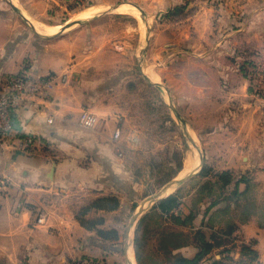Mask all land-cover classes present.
I'll list each match as a JSON object with an SVG mask.
<instances>
[{
    "label": "crops",
    "instance_id": "1",
    "mask_svg": "<svg viewBox=\"0 0 264 264\" xmlns=\"http://www.w3.org/2000/svg\"><path fill=\"white\" fill-rule=\"evenodd\" d=\"M68 1L0 0V79L19 71L65 76L47 98L18 111L15 127L34 136V147L19 152L0 144L6 181L0 186V264H138V221L159 213L152 206L171 194L180 201L174 214L191 211L192 220L163 215L148 221L158 232L149 252L161 255L162 237L175 244L173 253L191 257L198 250L196 230L211 241V233L232 226L225 238L235 244L233 259L251 242L256 257L250 264H264V0H81L88 8L115 3L108 9L134 10L113 12L128 19L117 24L97 20L108 11L76 16L63 30L66 24L44 20ZM37 23L55 30L40 32ZM142 27L148 47L139 63ZM130 44L133 59L126 60ZM132 83L158 93L165 124L179 136V168L152 191L181 180L148 205L143 198L151 190L131 174L123 151L126 144L143 145L124 137L130 112L120 88ZM82 109L96 114L94 126L79 122ZM153 143L169 145L167 139ZM223 171L230 176L225 187L200 194L201 184H219L215 174ZM40 211L45 217L37 224ZM219 250L200 264L221 258Z\"/></svg>",
    "mask_w": 264,
    "mask_h": 264
},
{
    "label": "rangeland",
    "instance_id": "2",
    "mask_svg": "<svg viewBox=\"0 0 264 264\" xmlns=\"http://www.w3.org/2000/svg\"><path fill=\"white\" fill-rule=\"evenodd\" d=\"M85 5L86 7L84 8ZM87 5H89L87 2H83L81 0H70L67 3L63 4L62 7H58L59 9L56 10L55 14H51L44 20L47 22H58L63 25L73 21L75 18H78L76 16L87 18L86 16H88L89 14L108 11L109 17L98 18L97 20L101 21V19H104V22L117 24V22L120 20L128 19L119 18L117 15L114 17L113 12H115L116 10H128V12H133L129 10H134V7L125 9L124 7H122V9H108L109 6H114L115 3L99 4L98 6H94L91 8H88L89 6ZM181 7V4H176V6H174L175 17H180L182 15ZM74 11H78V13L76 14L74 13ZM31 21H33V23H36L37 20L31 19ZM83 27L84 25L80 26L79 28ZM143 27L142 52L139 55V51H136L137 57L139 58V63H141V59L145 58V52L148 47L147 33L143 35ZM58 28H60V26L57 27V29ZM126 54L128 55V57L125 58L126 60L132 58L133 44L129 45V50ZM133 72L134 71H132L131 74H133ZM120 89L124 90V92H127L124 96V104L130 112L129 121L126 122L127 130L124 133V137L131 138L132 142H135L137 144H143L142 146L138 145L136 148L131 146L130 144L125 145L123 151L125 153L127 166L129 167L130 172L134 177L148 182V189L152 188L153 190L155 189L154 191H156L155 186L159 181V178L167 177L169 172L171 171L169 165H167V158L169 160L172 159V166H174L179 158V150L176 149L177 147H174L176 145V142L179 140L177 130L174 127L171 128L170 123H168L167 125L165 124V108L157 100L158 93H156L153 88L146 87L145 85H143V83L142 85L137 84L136 86L132 83L129 84V87L125 86L121 87ZM136 127L141 132H137L135 130ZM129 128H131V130H128ZM136 135H138L137 139ZM166 139L168 140L169 145L156 146L153 143L160 142L161 140ZM171 145H173V147ZM154 191H151V193L154 194ZM150 194L143 198V202L146 201L147 205L149 204V197L152 195ZM148 228L149 231H147V236L148 246L150 248L156 245L158 232L155 229H151L149 225Z\"/></svg>",
    "mask_w": 264,
    "mask_h": 264
},
{
    "label": "trees",
    "instance_id": "3",
    "mask_svg": "<svg viewBox=\"0 0 264 264\" xmlns=\"http://www.w3.org/2000/svg\"><path fill=\"white\" fill-rule=\"evenodd\" d=\"M21 72V71H19ZM180 165V159L176 161L173 167H169L171 171L169 172L168 176L165 178H159V181L156 183V187H159L161 184L168 181L177 171ZM206 172V169H205ZM218 177V182H210L206 181L201 187L199 188L200 194L206 192V194H211L219 190L221 191L222 188L230 181V176L228 171H223L218 174H215ZM147 185L149 184L146 182ZM218 185V187L216 186ZM148 189V186H147ZM148 190H153L149 188ZM151 191L147 192L150 193ZM180 203L177 194H171L164 198H161L157 201L156 204L152 206V208H157L159 213L155 214H144L140 219L137 225V229L135 232L134 237V249L136 254V260L138 264H200L203 257L209 253L214 247H220L219 253H221V258H214L208 264H250L256 257V251L251 247L250 243H242L240 245V256L238 259L234 260L232 256V252L234 249L235 244H229L227 241L226 236L230 235L233 227L229 226L227 229L222 230L220 234H216L215 232L210 234L211 241L205 238V235L202 231L196 230L195 237L198 240V250L197 252L191 256L186 257L179 253H173L172 248L175 244L172 243V240L162 238L159 240L158 249L161 252L160 256L154 255L153 253L149 252L148 249V236L147 231L148 228V221L154 220L158 221L159 218H164L163 215H167L172 218L174 221L180 223H189L192 220V212L190 211L188 214H185L184 217L180 218L174 214L173 209L178 206ZM162 256V257H161ZM229 260L231 262H227Z\"/></svg>",
    "mask_w": 264,
    "mask_h": 264
},
{
    "label": "built area",
    "instance_id": "4",
    "mask_svg": "<svg viewBox=\"0 0 264 264\" xmlns=\"http://www.w3.org/2000/svg\"><path fill=\"white\" fill-rule=\"evenodd\" d=\"M59 80H65V76L46 74L31 76L24 71L7 74L0 79V144H10L16 151L24 152L32 149L35 138L31 133L16 129L15 121L20 108L34 106L36 100L49 96L50 89ZM255 95L261 92L255 88ZM50 121L51 118H48ZM79 122L85 127H92L97 122V116L88 109H82L79 113ZM120 131L116 129L114 136L117 138ZM5 178H0V186H5ZM44 212L40 211L35 216V223H43ZM73 264H102L92 259H80Z\"/></svg>",
    "mask_w": 264,
    "mask_h": 264
},
{
    "label": "water",
    "instance_id": "5",
    "mask_svg": "<svg viewBox=\"0 0 264 264\" xmlns=\"http://www.w3.org/2000/svg\"><path fill=\"white\" fill-rule=\"evenodd\" d=\"M10 4H11L14 8H16V6H15V4H14L13 2H10ZM114 7H115V6H111V8H114ZM71 24H72V23H69V24L64 25V26L61 28V30H63L64 28L70 26ZM30 25H31L32 27H34L32 21H30ZM175 115H176L177 117H179V115L176 113V111H175ZM180 180H181V179L173 180V181L170 182L168 185L164 186L161 190H159V191L155 192L154 194H152V195L149 197V200H150L151 202L157 200V199L161 196V194L165 191V189L167 188V186H171V184H172L173 182L180 181ZM143 207H144V204H142V206H140V208H143Z\"/></svg>",
    "mask_w": 264,
    "mask_h": 264
},
{
    "label": "bare ground",
    "instance_id": "6",
    "mask_svg": "<svg viewBox=\"0 0 264 264\" xmlns=\"http://www.w3.org/2000/svg\"><path fill=\"white\" fill-rule=\"evenodd\" d=\"M125 9V8H124ZM90 10V9H89ZM98 11V10H97ZM82 16V15H81ZM37 22V21H36ZM34 24V23H33ZM36 27L37 29L40 31V32H43V33H49V32H52L53 30H55L53 27H50V26H46V25H43V24H39L37 23L36 24ZM190 155V154H189ZM189 161V160H188ZM190 162V161H189ZM189 164V163H187ZM191 164V163H190ZM190 166V165H189ZM195 167V166H194ZM181 175V174H180ZM132 258V257H131ZM134 258V257H133ZM132 264H135L134 261L132 260Z\"/></svg>",
    "mask_w": 264,
    "mask_h": 264
}]
</instances>
